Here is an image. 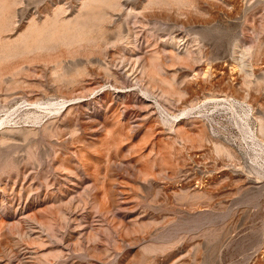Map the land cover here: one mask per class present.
I'll list each match as a JSON object with an SVG mask.
<instances>
[{"label":"rangeland","instance_id":"1","mask_svg":"<svg viewBox=\"0 0 264 264\" xmlns=\"http://www.w3.org/2000/svg\"><path fill=\"white\" fill-rule=\"evenodd\" d=\"M83 1L0 0V264H264V138L187 107L264 114V0Z\"/></svg>","mask_w":264,"mask_h":264},{"label":"bare ground","instance_id":"2","mask_svg":"<svg viewBox=\"0 0 264 264\" xmlns=\"http://www.w3.org/2000/svg\"><path fill=\"white\" fill-rule=\"evenodd\" d=\"M120 1L121 0H86V1H83L80 5L81 7L79 8V10H80L79 15L74 20L70 21L67 25H68V27L70 26V28H73L75 30H77V29H83L84 30L85 28H90V26L94 23L99 24L103 21H106L109 18L108 13H106V9H111V10L118 9L119 7H121ZM212 1H217V0H212ZM237 1H236V3H237ZM189 3H190L189 0H142V7L144 9H149V8H154V7L160 8L161 6H165V5H169V4L183 6L185 4L189 5ZM131 11H132V8H129V12H131ZM56 23L57 22L54 21V24H56ZM49 32H50V29L46 28L43 31H39L38 33H36V36L38 35L41 38H45L46 36H48ZM175 42H176L175 44H176V50H177L176 58L177 57L181 58L182 56H180V53H182L183 55H185L188 59H190L192 61L197 60V56H196V54H194L197 51H195L194 49H191L189 47L190 46L189 43H188L189 44V46H188L181 38H178ZM5 47H7V46H5ZM47 48H48V46H47ZM8 49H6V50H8ZM18 50H20V48ZM27 51H29V50H27ZM0 52H2V51H0ZM19 52H22V51H19ZM4 53H2V54H4ZM232 53H233L232 54L233 55L232 60L235 63L236 67L239 68L238 69L239 72L242 73L241 80L243 81L244 85L248 86L251 83L250 78L252 76V73L249 69V66L244 64L245 62L243 59V54L241 53V51H239L237 49L236 46L232 50ZM2 54H0V55H2ZM11 56H12V54H11ZM1 57L2 56H0V58ZM262 79L264 80V76L262 77ZM261 81L259 80L256 82L259 83ZM262 82L264 83V81H262ZM188 89H189V91H191V94L195 93L196 90H200L199 88L194 87V86L189 87ZM247 94H248L247 92L245 94H243L241 97V100L233 99V98H229V97L228 98L227 97L226 98L225 97H223V98L210 97V98L205 99V100H201V101L198 100L195 103L190 102V104H188V106L187 105L186 106L190 109H194L197 105H199V107H200V104H204V102H206L207 100H211V101H214L215 106H221V107L223 106L224 108H226L228 110H236V108L240 109V111L242 112V116H241L239 121L241 123V126L244 128L245 134L248 135V139L249 140L251 139V141L253 142L257 138L256 137L257 134L264 138V114L261 113V111H259L257 109H253L251 107V105L246 101L247 97H248ZM68 101H70V100H65V101L59 103L61 105L62 109L63 108L67 109L72 104V103H67ZM250 118H252L257 125L255 130L250 129V123H249ZM213 148H214L215 152H221L222 151L228 157L232 156L230 150L228 148L223 147L220 144H214Z\"/></svg>","mask_w":264,"mask_h":264}]
</instances>
